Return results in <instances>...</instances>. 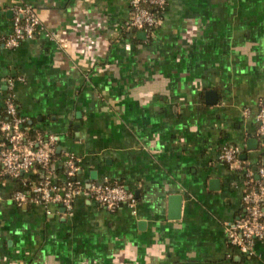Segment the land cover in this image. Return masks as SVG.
Wrapping results in <instances>:
<instances>
[{
    "label": "crops",
    "instance_id": "crops-1",
    "mask_svg": "<svg viewBox=\"0 0 264 264\" xmlns=\"http://www.w3.org/2000/svg\"><path fill=\"white\" fill-rule=\"evenodd\" d=\"M17 1L42 29L8 48ZM129 8L0 0V119L10 78L25 124L56 138L55 180L71 153L83 185L116 181L136 201L110 210L79 194L62 215L17 205V182L0 177V264H264V238L244 254L224 231L243 212L244 165H264V0H166L147 32L128 27Z\"/></svg>",
    "mask_w": 264,
    "mask_h": 264
},
{
    "label": "built area",
    "instance_id": "built-area-1",
    "mask_svg": "<svg viewBox=\"0 0 264 264\" xmlns=\"http://www.w3.org/2000/svg\"><path fill=\"white\" fill-rule=\"evenodd\" d=\"M165 1L128 0V27L145 32L155 27ZM41 29L33 8L17 1L13 6L12 29L4 38V45L16 47L22 41L33 38ZM13 83L12 79H6L3 116L0 119V177L17 182V189L12 195L14 202L17 205L58 204L62 207V215H71L74 198L82 194L110 210L124 204L134 211L135 198L120 183L104 178L83 185L76 178L79 166L71 153L63 154L64 179H54L56 138L52 134L32 131L25 124L14 101ZM255 121L257 134L261 138L260 145L264 148V96L258 101ZM237 154L235 147L224 146L220 159L229 166L238 167ZM244 166L243 212L225 223L224 231L229 245L244 254H251L255 243L264 238V165L254 170ZM38 168L40 177L31 180L29 175Z\"/></svg>",
    "mask_w": 264,
    "mask_h": 264
},
{
    "label": "water",
    "instance_id": "water-1",
    "mask_svg": "<svg viewBox=\"0 0 264 264\" xmlns=\"http://www.w3.org/2000/svg\"><path fill=\"white\" fill-rule=\"evenodd\" d=\"M180 201V197L179 196H171L170 197V202H171V209L173 211V215H176V211H177V208H178V203Z\"/></svg>",
    "mask_w": 264,
    "mask_h": 264
},
{
    "label": "trees",
    "instance_id": "trees-1",
    "mask_svg": "<svg viewBox=\"0 0 264 264\" xmlns=\"http://www.w3.org/2000/svg\"><path fill=\"white\" fill-rule=\"evenodd\" d=\"M153 9L155 10V8H153ZM39 177H40V171H39V168H38L35 173L31 174L30 179L31 180H37Z\"/></svg>",
    "mask_w": 264,
    "mask_h": 264
}]
</instances>
